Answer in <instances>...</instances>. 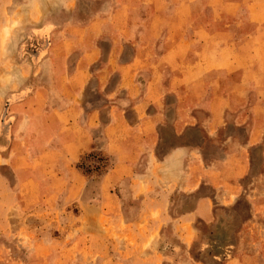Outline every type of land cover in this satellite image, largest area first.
<instances>
[{"label":"crops","instance_id":"obj_1","mask_svg":"<svg viewBox=\"0 0 264 264\" xmlns=\"http://www.w3.org/2000/svg\"><path fill=\"white\" fill-rule=\"evenodd\" d=\"M26 1L5 0V17L29 18L35 52L15 61L14 88L5 72L0 215L27 203L68 213L88 182L77 164L96 148L112 165L97 199L61 221L70 253L90 242L92 254L112 256L109 227L142 245L170 225L190 247L196 225L212 226L247 193L264 211V0ZM253 170L263 184L245 187ZM128 199L133 217L123 213ZM4 226L13 223L0 218ZM117 250L124 264L159 255L122 241Z\"/></svg>","mask_w":264,"mask_h":264},{"label":"rangeland","instance_id":"obj_2","mask_svg":"<svg viewBox=\"0 0 264 264\" xmlns=\"http://www.w3.org/2000/svg\"><path fill=\"white\" fill-rule=\"evenodd\" d=\"M88 1L90 0H82L81 5H89ZM20 2L26 4L27 1L20 0ZM11 4L12 0L7 7ZM200 9L204 10V8ZM66 16L68 15L65 14ZM23 19L28 20L29 18L26 14H22L19 18L5 17V0H0V146L5 145L3 139L5 137V72L11 74L7 78L8 82L10 79L8 86L14 88L17 82L13 79L18 72L14 66L15 61L20 56L32 58L35 52L28 34L24 36L29 26L22 23ZM111 162V159L104 155L100 148L81 156L77 168L80 173L87 176V187L84 195H80L78 199L69 203L68 213L65 209L35 212L30 210L32 204L28 203L21 210L15 204L7 215L2 212L0 218L3 219L4 225L7 219L11 225L13 223V226L0 227V264H120L119 261L124 264L129 262L130 257L125 256L118 259L117 249L120 248L121 241L128 248L131 247L138 252L151 246V249L160 255L156 254L154 264H228V261L242 256H252L245 259L242 264H264V211L254 210L251 207L248 193L237 201L233 208L218 212V218L212 226L196 225L200 232L199 239L195 240L190 247L179 244L170 225L156 227L150 242L142 245L131 241L129 237L116 236L114 233L116 230L109 227V235L112 239H118V241L113 240L112 245L105 248L112 256L102 258L92 254L91 250H94L95 243L90 242L75 246L77 251L70 253L71 243L66 241V228L70 227H65L63 223L73 219L72 214L77 212L79 202L97 199L99 179L112 165ZM258 163H254V168ZM262 164L259 163V165ZM256 173V170L249 173L244 183L245 187H251L253 183L252 188H255V184L257 186L263 184V181L256 177ZM1 174L8 175L5 167L1 168ZM51 200L57 202V205L65 204L62 195L53 196ZM4 202L5 199L3 204ZM41 202L46 203L44 196ZM130 202L128 199L123 203L126 206L123 213L127 217L135 216L133 208L135 205ZM168 212L173 214L172 211ZM138 228L140 233L145 232L143 225ZM101 229H103L102 226ZM125 230L124 225L118 228L121 232ZM106 231L107 229H103L104 233ZM75 233V229H72L68 238L71 239ZM141 260L143 263V259H138V261Z\"/></svg>","mask_w":264,"mask_h":264}]
</instances>
